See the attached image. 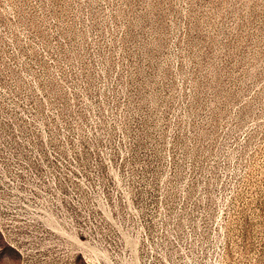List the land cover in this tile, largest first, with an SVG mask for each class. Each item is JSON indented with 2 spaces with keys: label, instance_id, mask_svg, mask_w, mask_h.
I'll return each instance as SVG.
<instances>
[{
  "label": "rangeland",
  "instance_id": "rangeland-1",
  "mask_svg": "<svg viewBox=\"0 0 264 264\" xmlns=\"http://www.w3.org/2000/svg\"><path fill=\"white\" fill-rule=\"evenodd\" d=\"M0 264H264V0H0Z\"/></svg>",
  "mask_w": 264,
  "mask_h": 264
}]
</instances>
